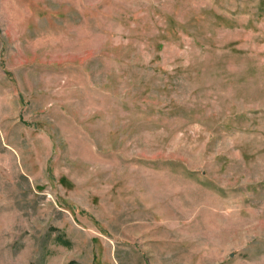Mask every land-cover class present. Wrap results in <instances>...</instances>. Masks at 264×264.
Here are the masks:
<instances>
[{
  "label": "rangeland",
  "instance_id": "374dc122",
  "mask_svg": "<svg viewBox=\"0 0 264 264\" xmlns=\"http://www.w3.org/2000/svg\"><path fill=\"white\" fill-rule=\"evenodd\" d=\"M0 264H264V0H0Z\"/></svg>",
  "mask_w": 264,
  "mask_h": 264
}]
</instances>
